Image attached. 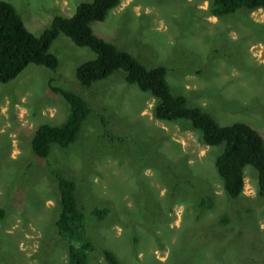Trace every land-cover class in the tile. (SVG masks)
I'll return each instance as SVG.
<instances>
[{"label": "rangeland", "instance_id": "374dc122", "mask_svg": "<svg viewBox=\"0 0 264 264\" xmlns=\"http://www.w3.org/2000/svg\"><path fill=\"white\" fill-rule=\"evenodd\" d=\"M8 1L41 35L56 15L92 0ZM210 2L120 0L92 28L146 65H166L174 92L220 124L247 122L264 136V8L217 17ZM49 50L56 69L31 63L0 82V264L68 262L48 162L77 181L84 204L110 209L104 219L87 217L81 238L96 247L88 264H106L102 248L123 264H264V194L254 167H245L242 195L230 198L215 166L223 145L204 143L189 122L158 119L155 97L129 84L122 69L82 86L76 69L95 57L89 47L60 34ZM52 77L87 98L93 113L73 145H54L43 159L31 148L34 131L69 115L48 85ZM104 120L120 140H111ZM205 194L212 209L199 205Z\"/></svg>", "mask_w": 264, "mask_h": 264}, {"label": "trees", "instance_id": "16d2710c", "mask_svg": "<svg viewBox=\"0 0 264 264\" xmlns=\"http://www.w3.org/2000/svg\"><path fill=\"white\" fill-rule=\"evenodd\" d=\"M119 3L120 0L82 2L74 14L56 15L51 25L41 35H36L27 28L12 2L0 0V82L7 83L17 78L31 63L56 69L59 58L49 48L60 34H65L77 46L89 47L96 54L76 69V76L82 86L90 87L122 69L129 84L155 97L154 111L158 119L189 122L192 128L201 133L204 143L210 146L223 145L222 151L216 156L215 166L230 198L237 199L242 195L245 167L248 165L258 171L259 191L264 194V136L259 130L243 121L220 124L211 113L190 104L184 94L174 92L167 79L166 65L148 66L130 52L94 33L92 23L105 20L108 12ZM257 8H264V0L210 2V13L217 17L234 14L241 9L251 11ZM48 85L69 104V115L61 124L45 122L34 131L31 148L35 156L43 159L49 158L54 145L63 149L73 145L83 124L93 113V106L81 93L55 84L53 77L48 80ZM104 126L112 141L119 139L111 132L108 120H104ZM48 167L60 194V211L55 224L58 234L67 239V264H88L89 252L96 247L89 240L81 238L87 217L92 215L104 219L110 209L107 206L90 207L84 204L77 181L49 162ZM199 205L203 209H212L214 197L205 194ZM4 217L5 210L0 208V219ZM227 220L225 216L223 222ZM101 252L106 264H123L113 250L102 248Z\"/></svg>", "mask_w": 264, "mask_h": 264}]
</instances>
